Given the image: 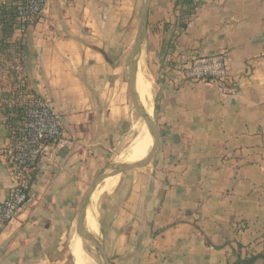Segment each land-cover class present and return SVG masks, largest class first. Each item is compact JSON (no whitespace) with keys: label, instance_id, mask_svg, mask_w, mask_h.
<instances>
[{"label":"crops","instance_id":"1","mask_svg":"<svg viewBox=\"0 0 264 264\" xmlns=\"http://www.w3.org/2000/svg\"><path fill=\"white\" fill-rule=\"evenodd\" d=\"M180 1L151 0L141 52L157 64L159 146L101 196L100 238L111 264H264V0H199L185 29ZM141 7L48 0L27 31L31 88L54 104L66 144L33 173L19 221L0 226V264H70L81 199L133 130L124 75ZM219 52L237 96L183 75ZM13 143L0 115V204L13 187Z\"/></svg>","mask_w":264,"mask_h":264},{"label":"built area","instance_id":"2","mask_svg":"<svg viewBox=\"0 0 264 264\" xmlns=\"http://www.w3.org/2000/svg\"><path fill=\"white\" fill-rule=\"evenodd\" d=\"M192 1L196 12L199 0ZM48 0H17L18 18L22 30L37 25L44 14ZM183 75L193 84L214 88L224 97L238 95V86L232 76L229 54L219 52L210 57L195 59L185 67ZM20 139L6 150L7 164L13 177L8 198L0 204V226L15 225L32 198L33 173L43 164L51 146L65 145L63 120L54 104L37 97L20 128Z\"/></svg>","mask_w":264,"mask_h":264},{"label":"trees","instance_id":"3","mask_svg":"<svg viewBox=\"0 0 264 264\" xmlns=\"http://www.w3.org/2000/svg\"><path fill=\"white\" fill-rule=\"evenodd\" d=\"M16 1L0 0V115L9 126L13 144L19 141L26 114L33 100L39 97L32 90L26 71L24 39L29 30H22ZM179 5L186 9V18L181 24L185 29L193 15L192 1L181 0Z\"/></svg>","mask_w":264,"mask_h":264},{"label":"bare ground","instance_id":"4","mask_svg":"<svg viewBox=\"0 0 264 264\" xmlns=\"http://www.w3.org/2000/svg\"><path fill=\"white\" fill-rule=\"evenodd\" d=\"M143 63L138 64L135 92L137 94L141 107L143 108V111L149 118L152 119L155 114V106H154L155 81L154 78L149 74L147 70L148 68H146V66ZM154 143H155V137L153 133L149 129L142 130L140 135L137 137V139H135V141L131 144L130 149L125 154H123L121 159H117L116 164L132 165V164L144 162L149 157L154 147ZM108 175L109 176L107 177V179L98 186L97 190L92 195L85 217V223H84L85 230L88 233L97 237L100 235L98 233L99 232L98 203L100 201L101 196L107 193H111L116 188L119 181V175H115V174H108ZM69 248L71 250L72 256L75 259V264H90L85 257L86 254L84 253V241L78 235L74 238L71 247Z\"/></svg>","mask_w":264,"mask_h":264},{"label":"water","instance_id":"5","mask_svg":"<svg viewBox=\"0 0 264 264\" xmlns=\"http://www.w3.org/2000/svg\"><path fill=\"white\" fill-rule=\"evenodd\" d=\"M150 6H151V0H144V4L142 7V11H141V16L139 20L137 38H136L135 44L133 46V49L130 53L129 60H128V71H129L128 88H129V93H130V97H131V101L133 103L134 109L137 115L145 122L147 128L153 133L155 137V143H154V147L149 157L144 162L132 164V165L130 164L112 165L110 174L122 175L124 173L133 171L135 169H141V168L148 167L151 164L155 156V153L158 149V146H159L160 130H159V125L157 123V120L155 118L156 107H155L154 117L152 119L149 118L143 111V108L141 107V104L135 92L137 68L139 64L138 57L141 54L142 46L145 41V37L147 33ZM108 176L109 175L105 171H102L101 173H99L97 177L95 178V180L93 181V183L91 184V186L87 189V191L83 195L80 205H79V212L77 216V225H76L77 235L84 242H88L94 246V248L100 253L103 264H111V263L107 256L102 240L99 237L88 233L85 230L84 223H85V217H86L87 209L89 207L92 195L97 190L98 186L101 183H103L107 179Z\"/></svg>","mask_w":264,"mask_h":264},{"label":"rangeland","instance_id":"6","mask_svg":"<svg viewBox=\"0 0 264 264\" xmlns=\"http://www.w3.org/2000/svg\"><path fill=\"white\" fill-rule=\"evenodd\" d=\"M143 4H144V0H142V7H143ZM142 7L140 9L139 20H140V16H141ZM132 49H131V51H132ZM128 60L125 63L124 82H125L127 99H128V102H129V106H130L131 112L133 114V130L128 135V137H126V139L122 142V144L118 147V149H116L113 152V155H112V158H111L109 164L107 166H105V169L103 170V171L107 172V174H110L111 173V166L116 164L117 159H121L122 156H123V154H125L130 149L131 144L135 141V139H137V137L141 133V130L148 129L147 126H146V124H144L145 122L137 115V113H136V111L134 109L133 103L131 101V97H130V93H129V88H128V78H129ZM138 62L139 63H143L144 62L143 64L146 66V68H148L147 70H148L149 74L154 78V81H155L154 82V92H155L154 93L155 94L154 106L156 107V90H157V85H155V84H157V81H158L157 73H156L157 64L149 57V55H147L145 53V51L143 53L141 52V54L139 55ZM155 118L157 120L156 115H155ZM119 177H121V176L119 175ZM94 180H95V178L91 181L89 187L91 186V184L93 183ZM98 233L100 234V228H99V232ZM76 236H77V232L74 231V235L70 239L71 241L69 240L68 241V244H67L68 245V252H69V259H70L69 261H70V264H75V259L72 256L71 250H70L69 247H71V244H72V242H73V240H74V238ZM98 237L100 238V235ZM84 253L86 254L85 257H86L87 261L90 264H103V261H102V258H101L100 253L94 248V246L92 244H90L88 242H84Z\"/></svg>","mask_w":264,"mask_h":264}]
</instances>
